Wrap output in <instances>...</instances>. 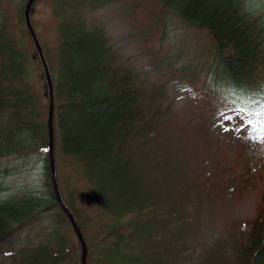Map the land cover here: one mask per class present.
<instances>
[{"label":"trees","instance_id":"trees-1","mask_svg":"<svg viewBox=\"0 0 264 264\" xmlns=\"http://www.w3.org/2000/svg\"><path fill=\"white\" fill-rule=\"evenodd\" d=\"M110 1L53 0L58 40L51 53L42 47L53 89L55 177L61 155L64 178L81 184L85 190H74L93 206L94 217L82 216L70 197L63 200L88 238L85 264H175L201 247L205 221L225 222V233L189 264H264L260 16L248 0H156L162 16H177L211 40L223 81L216 74L203 80L207 99L223 116L237 109L244 127L241 141L222 149L209 128L178 120L164 82L142 76L122 60L100 22L88 23L89 9ZM30 71L26 52L0 23V158L40 156L48 185L0 199V244L47 212L53 235L19 245L0 264H79L52 188L46 114L40 117ZM148 169L158 188L145 185ZM252 190L253 213L231 217L229 201Z\"/></svg>","mask_w":264,"mask_h":264},{"label":"rangeland","instance_id":"rangeland-1","mask_svg":"<svg viewBox=\"0 0 264 264\" xmlns=\"http://www.w3.org/2000/svg\"><path fill=\"white\" fill-rule=\"evenodd\" d=\"M23 3L24 0H0V23L10 30L27 54L32 81L40 94V117L45 118L47 94H45L43 70L39 59L33 56L35 54L33 40L25 27L23 17L20 18ZM246 6L251 12L260 16L264 25V0H248ZM52 10L53 0H33L29 11L30 22L37 39L41 47L50 53L58 40L56 19ZM159 10L160 5L156 0H113L90 8L87 21L100 22L103 25L123 61L137 69L142 76L167 85L169 98L173 102L179 121L193 126L203 125L209 128L211 136L217 137L222 149L234 148L243 137L244 127L239 112L234 109L233 115L231 112L227 113L228 117L217 112L209 103L207 99L209 95L204 87L203 80L209 81L215 74L217 83L223 81L218 75L219 65L213 57L210 38L203 29L186 25L174 15L162 16ZM258 143L259 151L264 156V133ZM63 160L61 155L56 157L58 165L56 173L59 178L56 184L58 181L60 197L66 201L70 197L82 216L94 217L92 204L80 193L81 189L82 191L85 189L81 188V184L72 185L71 181L64 178L63 168L66 167L62 165ZM43 171V160L35 154L1 157L0 199L18 191L30 193L44 191L48 185ZM137 177L140 178V175ZM143 178L148 189L159 187V184L157 185L159 180L151 170L148 169L143 174ZM256 194V190H252L242 197L231 199L228 206L230 216L249 217L253 213ZM44 216L21 227L12 238L1 243L0 259L5 258L25 242L51 241L53 239V235L49 233L51 212H47ZM225 226V222L205 221L201 226L203 236L201 247L192 254L187 253L175 264L191 263L199 251L206 248L214 238L224 235ZM63 231L79 254V241L71 226L64 224Z\"/></svg>","mask_w":264,"mask_h":264},{"label":"water","instance_id":"water-1","mask_svg":"<svg viewBox=\"0 0 264 264\" xmlns=\"http://www.w3.org/2000/svg\"><path fill=\"white\" fill-rule=\"evenodd\" d=\"M33 0H26L25 5H24V10H23V15H24V21L25 25L27 27V30L29 34L31 35V38L33 40L36 52L38 54V57L40 59L44 76H45V81L47 85V94H48V103H47V115H46V122H47V133H48V158H49V170H50V178L52 182V187L53 191L55 193L56 200L63 210L64 214L66 215L68 221L70 222L74 233L79 241L80 245V258H79V264H85V259H86V243L83 237V234L74 218L72 215L71 211L69 208L64 204L62 198L59 195L58 189H57V184H56V179H55V166H54V159H53V126H52V116H53V89H52V82L50 79L48 67L41 49V46L39 44V41L36 37V34L33 30V27L30 23L29 19V8Z\"/></svg>","mask_w":264,"mask_h":264},{"label":"snow or ice","instance_id":"snow-or-ice-1","mask_svg":"<svg viewBox=\"0 0 264 264\" xmlns=\"http://www.w3.org/2000/svg\"><path fill=\"white\" fill-rule=\"evenodd\" d=\"M260 95H261L262 97H264V90H261V91H260Z\"/></svg>","mask_w":264,"mask_h":264}]
</instances>
